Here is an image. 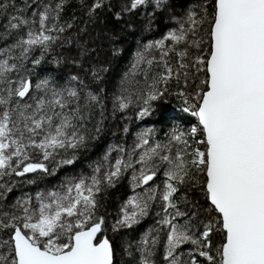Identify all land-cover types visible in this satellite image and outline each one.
Returning a JSON list of instances; mask_svg holds the SVG:
<instances>
[{
    "label": "snow or ice",
    "instance_id": "snow-or-ice-1",
    "mask_svg": "<svg viewBox=\"0 0 264 264\" xmlns=\"http://www.w3.org/2000/svg\"><path fill=\"white\" fill-rule=\"evenodd\" d=\"M19 2L0 0V180L13 174L52 175L48 161L57 167L73 164L75 151L90 139L86 113L100 101L72 84H84L79 76L57 86L50 79L33 83L30 75L21 74L27 73V61L39 65L74 24L62 21L71 0ZM149 7L150 26L171 3L128 0L122 11ZM105 8H111L110 0H92L88 13ZM115 15L120 18L119 11ZM37 49L38 58L33 56ZM152 49L159 51L158 61H145L144 53L139 61L155 62L162 70L136 94L138 118L150 116L154 102L171 94L175 83L182 111L197 123L186 131L173 128L164 143L145 131L130 152L113 149L127 158L109 162L102 175L97 164L90 177L68 180L59 190L18 199L10 208L0 204V264H114L105 219L97 212L101 194L116 187L129 169L136 172L131 177L135 188L150 186L161 169L165 178L127 200L112 226L113 231L133 228L159 204V227L137 248L140 264H156L160 232L164 264H264V0H201L175 29L145 46V51ZM169 58H175L174 65ZM102 71L107 69L94 70L93 77L100 79ZM116 99L121 110L133 103L131 95ZM69 150L73 155L64 158ZM0 188L3 202L12 187ZM190 190L202 192L206 203L189 199ZM217 233L223 234L218 246L213 241Z\"/></svg>",
    "mask_w": 264,
    "mask_h": 264
},
{
    "label": "trees",
    "instance_id": "trees-1",
    "mask_svg": "<svg viewBox=\"0 0 264 264\" xmlns=\"http://www.w3.org/2000/svg\"><path fill=\"white\" fill-rule=\"evenodd\" d=\"M91 2L92 0H71L70 6L62 13V21L74 24V28L64 34L62 43H57L50 52L44 54L39 65L27 61L25 63L27 73H21L30 75L33 83L41 79H50L57 86H66L73 75L79 76L84 84L76 81L72 84L82 90V95L91 91L100 97L99 103L90 107V114L86 113L88 118L84 121L85 134L90 139L83 148L75 151L76 160L73 164L57 167L52 161L46 162L50 169L54 170L52 175L30 173L18 177L13 174L0 180V185L12 187V191L7 193V200L0 202L6 208H10L16 200L27 198L29 195L35 198L38 192L59 190L68 180L79 179L81 176L90 177L97 164L102 165V175L109 162L114 163L121 156L127 158V153L113 149L124 148L130 152L137 142V137L145 131L151 130L153 141L164 143L167 142L173 128L186 131L197 123L194 117L182 111L185 105L183 99L176 94L180 89L175 83L170 85L171 94H166L160 101L154 102L151 115L143 119L137 115L140 107L136 103V94L151 83L154 73L162 70V66L155 62L151 66L146 62H140L138 54L144 53L145 61L154 57L158 61L159 51L157 49L145 51V46L162 39L169 30L175 29L178 21L173 16L179 14L183 19L190 8H199L201 0H169L171 7L158 11L150 26L148 13L152 11L151 7L126 13L122 8L128 0H110V9L99 10L90 16L88 5ZM18 6H21L19 0ZM118 11L119 19L115 15ZM204 27L206 30L207 25ZM203 32L202 36L207 40L206 31ZM12 40L14 37L9 39V44ZM15 54L18 55V52ZM33 56L38 58L40 50L37 49ZM169 59L174 65L175 58ZM101 68L107 71L99 72L100 79H95L93 71ZM121 95H131L133 100V103L124 110L119 108V101L116 99ZM97 128L99 132L96 131ZM109 153V160L106 162L104 157ZM72 155L73 151L69 150L64 154V158ZM34 159H40L38 154H34ZM162 172L163 169L154 183L150 182V186L162 185L165 179ZM134 174L136 172L129 169L121 176L116 187L107 189L100 197L101 207L97 215H102L105 219V234L114 248V264H140L141 253L137 251L140 242L153 228L159 227L157 225L159 217L155 213L160 210V206L156 203L150 215L140 224L133 228H120L118 231L112 229L121 218V208L127 200L136 195L142 196L150 188V186L135 188V181L131 178ZM2 190L3 188H0V191ZM188 196L191 200L198 199L206 203L202 192L198 190H190ZM0 236H3V233H0ZM158 239L159 243L154 246L156 251L153 259L156 264H164L163 232H160ZM213 241L218 246L223 241V234H215Z\"/></svg>",
    "mask_w": 264,
    "mask_h": 264
},
{
    "label": "rangeland",
    "instance_id": "rangeland-1",
    "mask_svg": "<svg viewBox=\"0 0 264 264\" xmlns=\"http://www.w3.org/2000/svg\"><path fill=\"white\" fill-rule=\"evenodd\" d=\"M177 10V9H176ZM172 11H170V13H171ZM174 17V19L176 20V21H180L181 20V16H179V14H177V15H174L173 16ZM203 31L200 33V35H203ZM200 78H203V74H201V77ZM199 81L197 80V83H198Z\"/></svg>",
    "mask_w": 264,
    "mask_h": 264
}]
</instances>
